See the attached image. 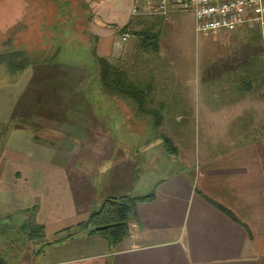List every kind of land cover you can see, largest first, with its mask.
Masks as SVG:
<instances>
[{
  "label": "crops",
  "instance_id": "crops-1",
  "mask_svg": "<svg viewBox=\"0 0 264 264\" xmlns=\"http://www.w3.org/2000/svg\"><path fill=\"white\" fill-rule=\"evenodd\" d=\"M111 1L125 4L116 15L95 12L104 25L91 28L93 67L82 60L76 43L82 39L73 35L72 49L61 59L49 55L50 46L30 56L22 72L0 79V134L5 135L0 144V264H264V131L255 130L258 124L264 128V102L250 101L246 93L231 106L220 103L218 110L203 106L210 122L218 118L220 124L221 115L235 112V119L225 122L235 130L221 145L207 143L209 149L189 160L187 169H165L161 158L175 160L177 152L164 140L157 144L163 146L161 158L157 146L145 149L148 140L140 147L130 138L126 150V123H132L129 131L138 120L157 128L155 116L161 117L145 102L139 110L132 99L109 94L100 84L96 58L109 60L128 41L116 40L110 24L120 32L131 20V0ZM29 11L23 10L15 26L25 23L27 12L28 30L42 26L31 20L40 15ZM239 29L245 28L232 31ZM60 32L58 37L65 38ZM133 45L126 48L132 51ZM53 46L56 52L61 47ZM248 56L239 58L246 66ZM86 79L94 85L86 86ZM111 106L121 112L120 125ZM250 108L254 113L246 114ZM119 126L122 135L116 132ZM109 145L108 152L101 151ZM157 172L149 193L137 191L142 174ZM151 193L152 201L135 204L136 219L113 247L100 236L74 231L104 198ZM28 224L41 232L29 235Z\"/></svg>",
  "mask_w": 264,
  "mask_h": 264
},
{
  "label": "rangeland",
  "instance_id": "rangeland-1",
  "mask_svg": "<svg viewBox=\"0 0 264 264\" xmlns=\"http://www.w3.org/2000/svg\"><path fill=\"white\" fill-rule=\"evenodd\" d=\"M123 3L116 1L113 4V1H108L102 5H95L93 0H0V30L4 33L11 27H16L15 24L23 10L38 13L40 16L34 15L31 18L32 23L42 24L36 30H28L27 22L30 20H28L27 12L22 26H18L13 31L9 30L4 35L0 34V51L22 50L27 51L28 56L33 54L39 56L41 50L51 46L49 55L57 54L61 59L65 56H62V52L67 54L72 49L68 40L76 35V38L82 39V41H76L79 55L83 61L93 67L94 64L88 59L96 43V37L91 28H93L92 25L100 27L104 25L101 19L100 21L96 19L99 18L96 14L99 13L102 17L105 14L116 15L118 11L122 13L125 4ZM59 12H61L60 15ZM22 18L19 19L20 23ZM193 23L191 11L177 8H170L164 15L131 16L130 29L127 32L128 41L121 50L117 49L116 53L109 58V62L127 74L132 83L145 90L146 94L143 95L146 105L144 103L143 105L154 110V113L161 117L155 116L158 121L157 128L149 124L145 125V121L139 124L137 122L140 120H138L133 122L138 126H133V131H129L128 126L132 123L129 122V125L126 123V150L130 138L140 147L148 140V146L145 149L151 150V147L157 146L156 151L160 153L158 156L161 158V155L165 154L163 146L161 148L162 140L166 138L169 140V150L175 149L177 155L175 160L169 156L165 157L168 161L161 158V161L165 163V169H187L189 160L194 162L204 148L209 149V146L212 147L213 144L221 145L223 138L231 135L235 130L233 127L227 128L225 124L235 119V112H229L228 116L218 113L222 117L220 120H224L220 124L218 118L210 122L203 106L218 110L220 103L231 106L236 102L235 99H240V94L247 96L246 93H249L250 101L259 99L264 102V42L259 29H239L231 32L221 30L207 38H196ZM110 25L115 26L109 28L114 30L113 35L119 41L118 38L123 33L119 32L117 25ZM61 29L66 39L58 37ZM140 30L156 35V42L152 41L153 45L143 47L140 37L134 34ZM38 35L45 36L44 41L47 42V47L42 45L44 41L38 39ZM56 43L61 45L57 52L53 46ZM133 43L132 51H129L130 49L126 46ZM240 55H249L247 66L240 61ZM6 71L5 68H0V77H2L0 79L11 77V74ZM84 82L85 85L87 82L86 86L94 85L91 79H86ZM166 92L172 94H164ZM167 98L172 101H168ZM111 107L116 113L115 121L120 125L124 121L120 115L121 112L116 107ZM142 113L154 120L151 113ZM245 113L251 115L254 110L250 108ZM226 128L227 133H225ZM122 129H124L122 126L116 127V132L122 135ZM262 129L261 124L255 128V130L264 131V128ZM154 135L156 137L153 140ZM158 140L161 141V145H157ZM3 142L5 143V135L2 133L0 144L2 145ZM207 143H210L209 146L206 145ZM129 146V149H134V144ZM110 149L109 145L101 151L108 152ZM156 158L159 159V157ZM153 161L152 158L151 162ZM157 174L158 172L142 174L137 191L149 193L153 186L151 176Z\"/></svg>",
  "mask_w": 264,
  "mask_h": 264
},
{
  "label": "trees",
  "instance_id": "trees-1",
  "mask_svg": "<svg viewBox=\"0 0 264 264\" xmlns=\"http://www.w3.org/2000/svg\"><path fill=\"white\" fill-rule=\"evenodd\" d=\"M28 7V6H27ZM11 29L10 31L15 30ZM130 29V22L120 29V32L126 33ZM142 40V46H151L157 40L156 35L146 30L134 32ZM153 41V42H152ZM141 42V41H140ZM156 47V44H154ZM27 51H0V68H5L10 76L22 72L31 63ZM99 66L100 84L109 94L119 98L132 99L139 110L143 109L144 95L138 90L136 85L130 82L126 74L116 68L105 58H96ZM166 146L169 148V140L163 139ZM169 150V149H168ZM176 150L173 149V153ZM153 194L136 197H107L104 198L99 206L92 210L88 219L80 223L74 229L75 232L85 231L88 235H97L104 238L108 244L113 247L122 241L128 234L129 223L136 219L134 206L136 203H148L153 200ZM210 201V200H209ZM214 206L224 211L228 216L229 213L218 204L210 201ZM41 227L27 225L26 230H29V235H38L41 232ZM70 231V230H68Z\"/></svg>",
  "mask_w": 264,
  "mask_h": 264
},
{
  "label": "built area",
  "instance_id": "built-area-1",
  "mask_svg": "<svg viewBox=\"0 0 264 264\" xmlns=\"http://www.w3.org/2000/svg\"><path fill=\"white\" fill-rule=\"evenodd\" d=\"M111 0H93L102 5ZM130 16L164 15L170 8L191 11L196 38L209 37L221 30L258 28L264 42V0H131ZM129 35L123 33L121 42ZM132 228H136L132 225Z\"/></svg>",
  "mask_w": 264,
  "mask_h": 264
},
{
  "label": "flooded vegetation",
  "instance_id": "flooded-vegetation-1",
  "mask_svg": "<svg viewBox=\"0 0 264 264\" xmlns=\"http://www.w3.org/2000/svg\"><path fill=\"white\" fill-rule=\"evenodd\" d=\"M17 27V26H16ZM15 28V27H14ZM14 28H12V29H14Z\"/></svg>",
  "mask_w": 264,
  "mask_h": 264
}]
</instances>
